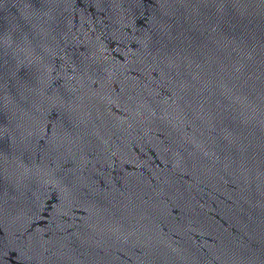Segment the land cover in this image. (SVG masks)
Returning <instances> with one entry per match:
<instances>
[{
	"label": "water",
	"instance_id": "water-1",
	"mask_svg": "<svg viewBox=\"0 0 264 264\" xmlns=\"http://www.w3.org/2000/svg\"><path fill=\"white\" fill-rule=\"evenodd\" d=\"M0 264H264V0H0Z\"/></svg>",
	"mask_w": 264,
	"mask_h": 264
}]
</instances>
